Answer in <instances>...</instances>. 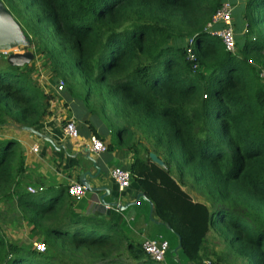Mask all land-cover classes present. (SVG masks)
Instances as JSON below:
<instances>
[{"label": "trees", "instance_id": "trees-1", "mask_svg": "<svg viewBox=\"0 0 264 264\" xmlns=\"http://www.w3.org/2000/svg\"><path fill=\"white\" fill-rule=\"evenodd\" d=\"M2 1L52 78H63L87 101L101 99L106 108L96 102L97 110L110 124L121 118L115 138L125 139L131 178L173 234L167 250L179 237L173 260L181 253L184 263L214 264L208 256L216 253L206 246L213 227L244 264H264V0H243L235 52L203 31L222 0ZM187 44L197 69L185 58ZM1 60L0 123L35 126L53 94L31 76L32 60L20 66ZM134 127L165 166L137 154ZM21 161L16 140L1 135L0 199L13 186L21 215L41 231L46 251L8 240L0 226V264H56L52 248L78 258L71 264H87L80 258L122 264L111 256L116 247L134 264H163L140 245L155 236L129 238L121 212L106 213L96 202V210L79 213L64 187L18 191ZM185 177L203 200L182 187Z\"/></svg>", "mask_w": 264, "mask_h": 264}, {"label": "crops", "instance_id": "crops-1", "mask_svg": "<svg viewBox=\"0 0 264 264\" xmlns=\"http://www.w3.org/2000/svg\"><path fill=\"white\" fill-rule=\"evenodd\" d=\"M238 1L236 0L234 4L238 3ZM44 77L41 79L42 85L39 84L47 91H50L53 96L49 101L48 113L35 126H32L39 134L23 129L22 126L17 124H6L10 127L7 133H11L9 136L16 140V147L19 156L22 158L15 175V181L18 182L15 185L16 189L18 191H28L26 189L27 186L35 188L34 191L37 189L39 191H44L45 189L53 191L52 188H66L72 181L80 182V172L82 170L87 171L85 180L89 186L97 188L92 190L86 187L85 194L81 199L72 200V208L84 214L96 210L93 208V204L97 202L103 205L106 212L105 205L99 199V195L102 194L105 201H117L118 203L126 204L122 209L112 205L109 210L121 212V215L124 212L134 215L137 223H133L131 227L126 224L131 230L134 228L136 236L151 237L150 233L152 231L148 229L144 231L142 226L147 224V218L150 217L155 223V229H158L156 225H159V221L153 216L148 200L140 195L142 190L132 178H130L129 184L124 189H117L109 173L110 168L114 165L129 168L132 153L126 147L125 139L123 142H118L114 134L111 137L110 133L113 124L100 117L103 115L99 114L96 105L90 99L87 101L81 94L77 93H75L76 96H71L72 93H70L65 84L60 90H55V84L58 81H48L45 73ZM68 116L74 118L78 130L76 137H64L62 135L61 126L63 120ZM92 133L103 140L105 144L104 150L94 152L89 148L88 139ZM32 144L38 145L36 151L30 150ZM143 156H146V154H143ZM11 190L13 191V186L9 195L0 199V210L10 213L7 216L10 219L15 218L17 227L14 229L10 224H4L3 226V221L0 219L2 232L6 235L3 230L6 227V230L15 232L19 236L21 231L27 229V232H23L24 235L31 234V236L40 238L41 231L23 218L16 205V194ZM192 198L203 200L193 196ZM132 215H129V218H132ZM5 219H7L6 216ZM124 219L126 221L127 217H124ZM157 233L162 235L159 231ZM166 240L171 242L173 239L171 237V239L167 238ZM206 246L208 248L207 242ZM171 252H173L172 249L166 251L161 261L163 264H190L178 262V257L173 260L175 253L172 254ZM207 262L208 260L205 259L204 263L206 264Z\"/></svg>", "mask_w": 264, "mask_h": 264}, {"label": "rangeland", "instance_id": "rangeland-1", "mask_svg": "<svg viewBox=\"0 0 264 264\" xmlns=\"http://www.w3.org/2000/svg\"><path fill=\"white\" fill-rule=\"evenodd\" d=\"M235 1L236 0H231V2L233 4H234ZM242 2H243V0H239L238 3L234 4V5H236L235 9H234L235 13H233L234 16L236 17V26H235L236 28L234 30V33H235V36H236V41H240L241 40V25H240V19H238V18H240V16H241ZM17 19H20V18L17 17ZM242 24H243V22H242ZM242 30H243V27H242ZM181 43H184V40H182ZM10 50L11 51L30 50L32 52L33 51L32 41H31V43L28 46L17 45L16 47L10 48ZM43 58L44 57H43V55L40 52H35V55L33 54L32 58L30 59V61L32 60L31 61L32 65H31V70H30L31 71V73H30L31 76L37 82H38L39 79L45 78L44 77V73H45L46 79L48 81H56V79L59 80L61 78L59 76L58 77H54V78L51 77L52 72L50 71V67H49L48 64L44 63V59ZM1 59H2V57L0 56V64L3 63V61ZM61 79L63 81V78H61ZM76 85L78 87L77 90L81 91L80 84H76ZM72 91H75V89L72 90ZM70 93H72V92H70ZM71 96H76V94L72 93ZM90 97H92V95ZM73 98H75V97H73ZM89 99L95 105H96V102H97V103H100V105L103 108H106L105 104H103L101 99H100V102H98L97 99H93V98H89ZM96 107H98V106L96 105ZM100 117L104 118V116H100ZM3 121H4L3 123H0V136L1 135L9 136V135H11V133H7V132H9L10 127L8 125H6L7 124V120L4 119ZM105 121H107V120L105 119ZM121 122H122L121 118L117 119V123L113 122V128H112L111 133H110L111 137H112L113 134L116 135L114 133V131L117 128V125L120 124ZM131 140L134 143L136 142V145H138L137 154H139V156H143V154H146V156H147L148 151H152L150 149V147H151L150 146V141L146 138V136L143 135L142 132H140V130L138 128H135V127L133 128V134H132V139ZM189 180H190L189 177H185L186 183L182 184V187L184 189L188 190L189 193L191 194V196H193L194 198H200V199L202 198L203 199L204 198V195L202 194L203 191H201V190H199V188L191 185L190 184L191 180L190 181ZM4 214H6V215H4ZM7 214H10V213H6L3 210H0V219H1V221H3L2 222L3 226H4V224L5 225L6 224H10V226H13V228L15 229V227H17L15 218L14 219L13 218L10 219V217H8ZM129 215H132V214L124 212L122 216H123V219H124V217H127V220H126L127 222L124 219L125 224L127 223L131 227L133 225V223H137V222L135 221L134 215H132V218H129ZM5 216H6L7 219H5ZM146 222H147V224L142 226V230L147 231V229H148L149 231H152V233H150L151 236H155L156 237L158 235L157 231H159V232H161L162 237H164V238L167 237L169 239H171V237H172V239H173V234L170 232V230L167 228V226L159 224V225H156L158 227V229H155L156 228L155 227V223H154L153 220H151L150 217L147 218ZM3 230L6 233V235H5L6 238H8L9 240L14 241V242H16L18 244L24 245L25 247H27L29 249H33L32 245H31V241L32 240L36 239V240L42 241L41 238L31 236V234L24 235L23 232H27V229L21 231V235H19V236H17L15 232H11V231L6 230V227H4ZM127 230H128L127 231L128 232L127 236L129 238L135 237L137 235L134 232V228H133V230H131V228L128 227ZM206 242H207L208 247L210 248V250H214L216 255H218V258H217L216 255H212V254L208 253L209 254L208 258L210 260H212V262L214 264H244L243 260L240 257H238L233 252H231V250H230L229 246L227 245V243L221 238L219 233L213 227H211L208 230V232H207ZM45 251H46V249H44L42 252H45ZM49 252H50V254H49L50 258L56 264H66V263L71 264V263L75 262L76 260H78V258L69 257L65 252H60V251L58 252V250L56 248L50 249ZM115 254H118L120 256L122 264H134V260L123 251V248H121V247L117 248L116 247L115 250H113L111 252V256H115ZM178 258L180 259L179 261H181V262L184 259L183 255L181 253L178 254ZM79 260H80V262L84 261L87 264H89L91 262L90 258H80Z\"/></svg>", "mask_w": 264, "mask_h": 264}, {"label": "built area", "instance_id": "built-area-1", "mask_svg": "<svg viewBox=\"0 0 264 264\" xmlns=\"http://www.w3.org/2000/svg\"><path fill=\"white\" fill-rule=\"evenodd\" d=\"M232 7L233 5L230 1H220L219 5L213 10L209 19L203 25V31L207 32L212 36L218 37L223 45V48L229 52H235L236 49ZM189 41L190 39L187 38L186 42ZM188 46L189 45L187 44L185 47V58L189 61L191 69L194 70L198 68V63L195 60ZM9 51V49H1L0 56L3 54H7ZM57 81L58 82L55 84V90H60L63 87V81L62 79H59ZM61 131L64 137L77 136L78 130L74 118L72 116H68L63 120ZM37 146V144H32L30 146V150L36 151ZM88 146L94 152H100L105 149V144L103 140L94 133L89 135ZM109 173L112 179L114 180L117 189L122 190L129 184L131 175L128 168H124L119 165H114L110 168ZM26 189L29 192L35 190V188L31 186H27ZM66 190L68 195L73 200L77 201L84 196L86 186L82 182L72 181L67 185ZM31 245L36 251H43L45 249V244L40 240H32ZM40 245H43L44 247L41 248L39 247ZM140 245L143 251L149 257L156 261H161L163 260V256L167 250L168 242L166 239L157 236L155 238H144L141 241Z\"/></svg>", "mask_w": 264, "mask_h": 264}, {"label": "water", "instance_id": "water-1", "mask_svg": "<svg viewBox=\"0 0 264 264\" xmlns=\"http://www.w3.org/2000/svg\"><path fill=\"white\" fill-rule=\"evenodd\" d=\"M30 44V40L27 35H25L23 28L19 21L13 16V14L8 10L6 5L0 0V50L1 49H9L15 47L17 45H25L28 46ZM33 53L30 50L24 51H11L8 54H3L2 57L9 64L13 65H22L27 63L32 58ZM23 129L29 130L33 133L39 134V132L33 128L32 126L23 125ZM150 160L155 163L165 166L163 160L158 157L155 152L148 151L147 153ZM87 171L82 170L80 172L79 181L82 182L87 188L95 190L97 187L89 186L88 182L85 180V174ZM140 195L144 197L143 192H140ZM100 202L106 205V212L109 211V207L114 205L118 209L124 208L126 204L118 203L117 201L109 202L103 199V195H99ZM148 200V199H147ZM150 208H152L151 201L148 200ZM180 247L179 237L177 236V242L175 246L172 248L173 251H176Z\"/></svg>", "mask_w": 264, "mask_h": 264}, {"label": "clouds", "instance_id": "clouds-1", "mask_svg": "<svg viewBox=\"0 0 264 264\" xmlns=\"http://www.w3.org/2000/svg\"><path fill=\"white\" fill-rule=\"evenodd\" d=\"M15 47H16V46H15ZM12 48H13V47H12ZM9 50H10V48H9ZM16 51H18V50H16ZM9 52H11V50H10ZM9 52H8V53H9ZM8 53H7V54H8ZM1 57H2V55H1ZM2 58H3V57H2ZM60 79H61V78H60ZM38 81H39V83L42 85L41 79H39ZM63 82H64V81H63ZM63 85H64V83H63ZM105 206H106V205H105ZM34 250H35V249H34ZM39 252H42V251H39Z\"/></svg>", "mask_w": 264, "mask_h": 264}, {"label": "snow or ice", "instance_id": "snow-or-ice-1", "mask_svg": "<svg viewBox=\"0 0 264 264\" xmlns=\"http://www.w3.org/2000/svg\"><path fill=\"white\" fill-rule=\"evenodd\" d=\"M39 247L43 248L44 246L43 245H40Z\"/></svg>", "mask_w": 264, "mask_h": 264}, {"label": "bare ground", "instance_id": "bare-ground-1", "mask_svg": "<svg viewBox=\"0 0 264 264\" xmlns=\"http://www.w3.org/2000/svg\"><path fill=\"white\" fill-rule=\"evenodd\" d=\"M166 253V252H165ZM165 255V254H164ZM163 258H164V256H163Z\"/></svg>", "mask_w": 264, "mask_h": 264}]
</instances>
